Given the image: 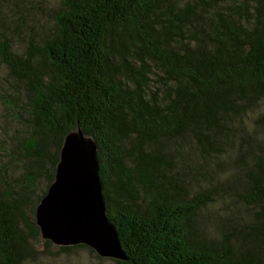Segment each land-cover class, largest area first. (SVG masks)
Wrapping results in <instances>:
<instances>
[{
	"label": "trees",
	"instance_id": "1",
	"mask_svg": "<svg viewBox=\"0 0 264 264\" xmlns=\"http://www.w3.org/2000/svg\"><path fill=\"white\" fill-rule=\"evenodd\" d=\"M28 1L0 0V103L15 123L0 126V264L50 258L35 209L77 128L97 147L115 264H264V0H60L53 31L15 46L9 31L28 25L11 7ZM186 158L208 186L178 179ZM211 164L231 170L214 178Z\"/></svg>",
	"mask_w": 264,
	"mask_h": 264
},
{
	"label": "water",
	"instance_id": "2",
	"mask_svg": "<svg viewBox=\"0 0 264 264\" xmlns=\"http://www.w3.org/2000/svg\"><path fill=\"white\" fill-rule=\"evenodd\" d=\"M41 239L57 247L85 246L101 258L124 261L105 215L97 147L79 128L65 135L54 179L35 209Z\"/></svg>",
	"mask_w": 264,
	"mask_h": 264
},
{
	"label": "rangeland",
	"instance_id": "3",
	"mask_svg": "<svg viewBox=\"0 0 264 264\" xmlns=\"http://www.w3.org/2000/svg\"><path fill=\"white\" fill-rule=\"evenodd\" d=\"M59 1L60 0H29L25 4L22 10L14 9L15 7H11V10L14 11V14L22 12L26 25H28V28H25L23 26L22 28H20L21 31L18 32L13 33L12 31H9V36L14 42V45L23 46L27 34L32 32L33 29H35L34 33L36 35H45L51 33L53 31V20L51 17V13L53 14V10L58 7ZM15 10H17V13L15 12ZM3 13L5 15L9 14L10 10L4 9ZM4 76H5L4 70L0 66V80H2V82L4 83L3 87L0 88V90L6 89L10 91L11 89L7 81H5ZM9 79L10 78H8L7 80ZM10 83L14 87H16V84L14 83L13 80L10 79ZM1 92L2 91H0V93ZM7 119H9V117L4 115L3 105L0 103V126L6 124L7 126H11L12 128H14L15 123L13 122V120H7ZM0 154H2L1 150H0ZM184 160H187L188 166L191 169L189 170V169L181 168L184 173H182L178 179H185L191 190L197 189V185H200L202 187L208 186L209 182L211 181L210 178L207 175L197 174V171L193 167L194 160L190 158H186ZM230 170L231 168L229 165H223L221 168H219L217 167V165L211 164L210 166L207 167L206 173L209 174L211 172V175L214 176L215 178L216 173H220L221 171L228 172ZM16 174H18V172H13L11 175H16ZM44 184L45 181H41L38 184L35 192L37 193V190L41 191L44 188ZM232 186H234V181L222 185L220 192L223 191L228 192L230 187ZM215 194L217 195V193ZM230 207L238 208L239 212L236 214V216H241V217L246 216L241 205L235 200H230ZM216 210H217L216 206H210L208 208L203 209L199 214L198 221L200 224V228L203 229V231L207 235L212 234V232H214V228L218 223V220L216 219V215H215ZM223 211L224 210L222 209V212L220 213L223 214L224 213ZM28 214L29 211L27 212V215ZM43 241L44 240H42L41 237H39V242L37 245L38 248H40L43 252H45L46 248L42 244ZM47 249L51 253V255L49 256L50 258H46V259L42 258L36 264H115L114 259L101 258L93 251H89L88 248H81V247L74 248L71 251H69L67 254L58 253L57 246L54 245H52L50 248Z\"/></svg>",
	"mask_w": 264,
	"mask_h": 264
}]
</instances>
